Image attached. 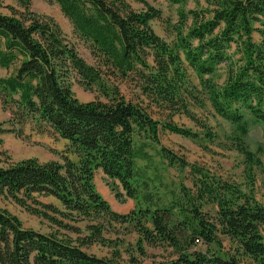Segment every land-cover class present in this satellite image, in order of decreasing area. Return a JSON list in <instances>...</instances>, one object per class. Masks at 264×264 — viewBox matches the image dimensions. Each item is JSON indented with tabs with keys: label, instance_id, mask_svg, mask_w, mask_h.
<instances>
[{
	"label": "trees",
	"instance_id": "obj_1",
	"mask_svg": "<svg viewBox=\"0 0 264 264\" xmlns=\"http://www.w3.org/2000/svg\"><path fill=\"white\" fill-rule=\"evenodd\" d=\"M19 1L23 11L0 13V67H12L0 76V98L11 113L0 121V144L3 133L20 135L30 121L67 140L75 159L65 153L61 160L30 157L0 166V196L76 236L25 228L0 206V264H264V200L252 187L244 190L176 157L159 138L169 131L213 140L209 125L190 108L209 104L235 126L232 143L244 155L253 185V166L262 162L242 138L249 131L246 111L264 123V0H167L178 6L171 42L152 28L151 20L162 13L145 0H138L145 5L140 11L126 0H55L89 42L95 65L78 54L53 18L29 10V0ZM190 1L196 6L188 8ZM111 76L132 79L139 94L127 98ZM73 79L105 99L80 101ZM153 107L184 114L202 130L156 119ZM153 143L170 166L189 169L192 186L181 181L166 199L151 186L153 178L137 162L151 163L146 148ZM97 169L113 181L118 198L137 202L130 212L113 210L99 193ZM43 196H53L62 208ZM131 233L137 235L134 246L126 241ZM94 243L112 247V256L84 249ZM123 245L129 246L127 260L121 258ZM146 245L169 249L168 256L147 263Z\"/></svg>",
	"mask_w": 264,
	"mask_h": 264
},
{
	"label": "rangeland",
	"instance_id": "obj_2",
	"mask_svg": "<svg viewBox=\"0 0 264 264\" xmlns=\"http://www.w3.org/2000/svg\"><path fill=\"white\" fill-rule=\"evenodd\" d=\"M132 9L140 11L145 9L143 2L138 0H126ZM148 4L158 8L162 13V19H153L150 24L154 31L162 38L171 42L173 40V33L171 32V25L177 21V5L170 4L167 0H145ZM203 1V0H201ZM195 2L190 1L188 8L195 7ZM29 10L47 17L53 18L60 26L65 39L75 47L78 54L85 59L89 64L95 65L96 59L91 52L88 41L81 38L75 31L70 19L62 12L61 7L55 0H29ZM25 9L19 0H0V13L13 14L14 12H21ZM256 35V39H257ZM150 63H153L150 58ZM11 71L0 68V75L9 74ZM192 81L198 84V78L192 70H189ZM217 80L222 82L225 77V63L220 64L218 69ZM110 80L117 84L120 92L127 98H135L139 94V90L132 79L123 80L114 76ZM72 90L75 96L80 101H90L96 98L105 99L95 88L85 89L75 79L72 80ZM191 110L197 117L209 125V128L215 134L213 140L202 138L201 140H193L188 137L181 136L169 131H161L159 138L163 146L170 149L176 157L184 159L189 164H197L204 168L213 171L215 174L221 176L226 180L239 183L244 190L253 188L256 197L264 200V123L258 122L255 118L245 112V119L248 123V134L242 139L245 145L252 151L257 152V156L261 160V165H255L252 169V178H254L253 185L248 178V173L245 167L244 155L236 149L232 143V138L238 135V132L233 124L226 119L213 113L209 104L205 107H198L194 104L190 105ZM151 113L156 119H170L180 126L192 129L193 131L201 132V127L196 124L188 116L180 113L171 114L167 109L160 110L156 107L151 109ZM11 116L10 109H5L0 98V121H6ZM8 126V125H6ZM15 129L18 125L14 126ZM2 144H0V166H7L16 161L35 157L40 162H47L50 160H61L62 154H68L75 159V155L68 152L67 140L60 138L50 128L39 130L34 122H27L19 135L14 131H8L1 135ZM146 150L151 154L152 161L149 165L143 160H138V165L141 168H147V176L152 177L151 186L159 187L158 193L166 199L170 196V190H176L180 182H184L187 186H192L189 176V169L180 171L174 166H170L166 159H164L158 152L159 146L155 143L149 144ZM165 184L161 187L159 182ZM94 183L99 193L109 202L113 210L119 213H128L135 206L136 201L132 198H118L116 191L112 189V180H109L101 169L95 171ZM119 190L124 194V191L119 187ZM40 199L46 203H52L62 208L60 202L53 196H43ZM0 206L9 210L12 214L18 216L23 223V227L32 228L44 233L59 232L60 234H70L74 237L75 233L66 231L63 228H58V225L51 223L49 220L31 214L23 207L15 203L11 199H6L0 196ZM77 225L84 228L85 222H78ZM262 233L264 236V225L262 226ZM137 239L135 233L126 235V241L130 246H134ZM84 249L99 257H111L113 248L94 243L85 246ZM129 246L123 245L120 247L121 258L128 259ZM148 258L145 262L154 260H161L168 256L169 249L162 247H155L146 245ZM135 256L138 253L131 249Z\"/></svg>",
	"mask_w": 264,
	"mask_h": 264
},
{
	"label": "crops",
	"instance_id": "obj_3",
	"mask_svg": "<svg viewBox=\"0 0 264 264\" xmlns=\"http://www.w3.org/2000/svg\"><path fill=\"white\" fill-rule=\"evenodd\" d=\"M0 68H2V67H0ZM4 69H6V68H4ZM7 71L8 70H10V71H12V67L10 68V69H6ZM8 74H6V75H0V76H7Z\"/></svg>",
	"mask_w": 264,
	"mask_h": 264
}]
</instances>
